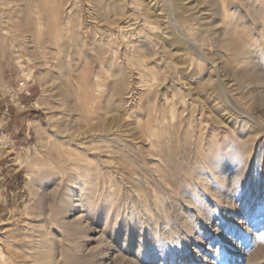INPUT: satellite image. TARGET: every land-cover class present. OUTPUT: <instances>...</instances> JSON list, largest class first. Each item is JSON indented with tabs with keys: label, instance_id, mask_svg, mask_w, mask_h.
Listing matches in <instances>:
<instances>
[{
	"label": "rangeland",
	"instance_id": "374dc122",
	"mask_svg": "<svg viewBox=\"0 0 264 264\" xmlns=\"http://www.w3.org/2000/svg\"><path fill=\"white\" fill-rule=\"evenodd\" d=\"M0 243L264 264V0H0Z\"/></svg>",
	"mask_w": 264,
	"mask_h": 264
},
{
	"label": "bare ground",
	"instance_id": "6f19581e",
	"mask_svg": "<svg viewBox=\"0 0 264 264\" xmlns=\"http://www.w3.org/2000/svg\"><path fill=\"white\" fill-rule=\"evenodd\" d=\"M34 3V2H33ZM32 3V4H33ZM25 6V5H24ZM63 6V5H62ZM26 10V9H25ZM36 14H38V13H36ZM54 22V21H53ZM48 23V22H47ZM55 23V22H54ZM51 24V23H50ZM34 25H36V24H34ZM38 25L39 26H41L40 25V23H38ZM47 25V24H46ZM45 25V26H46ZM52 26V25H51ZM57 26V25H56ZM66 27V26H65ZM151 27H152V25H151ZM27 28V27H26ZM53 28H54V25H53ZM37 29V28H36ZM48 29V28H47ZM50 29V28H49ZM52 29V28H51ZM178 29V28H177ZM58 30V29H57ZM154 30V29H153ZM179 30V29H178ZM53 31V30H52ZM66 31V30H65ZM56 32V31H55ZM52 35V34H51ZM54 35H56V34H54ZM181 35L186 39V41H188V37L187 36H185V34L183 33V32H181ZM189 42V41H188ZM140 48V47H139ZM137 49V48H136ZM136 49H134V54H135V50ZM246 49V48H245ZM141 50V49H140ZM78 51H79V49H78ZM140 52V51H139ZM115 53V52H114ZM114 53H112V54H114ZM136 53L137 54H135L136 56H135V58L134 59H131V65H132V67L138 72V74H140V75H142L141 77H144V79H145V84L147 83V84H149L150 86L153 84V82L156 80V76H154L153 74H151V73H147V72H145V67H144V64H143V62H144V60L148 57L147 55H145V54H141V53H138L137 51H136ZM98 57V56H97ZM112 57H113V60H115V61H118L117 59H118V56L116 55V54H114V55H112ZM202 57H204V59L206 60V57L205 56H203L202 55ZM130 59V58H129ZM127 60H128V58H127ZM113 62V61H112ZM130 67V66H129ZM85 73V72H84ZM120 76H121V74H120ZM129 76V75H128ZM99 78V77H98ZM123 78V77H122ZM97 79V78H96ZM95 79V80H96ZM121 79V78H120ZM97 80H99V79H97ZM115 80V79H114ZM122 80V79H121ZM143 81V80H142ZM99 82V81H98ZM97 83V82H96ZM97 86V91H100L98 88H99V84H97L96 85ZM116 86V85H115ZM121 86H123L122 84H119V87H121ZM100 88H102V87H100ZM118 89V88H117ZM148 89V88H147ZM90 91V90H89ZM130 92V91H129ZM132 98V97H131ZM93 101V100H92ZM173 109V108H172ZM172 109H169V114H170V117H171V119H174V116H175V114H174V110H172ZM176 113V112H175ZM174 126V125H173ZM155 129V128H154ZM166 130V129H165ZM164 131V130H163ZM156 134H157V131L155 132V130L152 132V135H154V136H156ZM161 137V136H160ZM161 139V138H160ZM205 156V155H204ZM86 170V169H85ZM86 172V171H85ZM90 172V171H89ZM85 178H83V180H84ZM90 179H91V177H90ZM82 180V184H85V182ZM204 180V179H203ZM206 180V179H205ZM204 180V181H205ZM79 187H81V185L79 186ZM79 187H77V188H79ZM80 189V188H79ZM82 190V189H81ZM87 190H88V188H87ZM83 192H84V190H82ZM85 191H86V189H85ZM80 194V193H79ZM82 200H80L81 202H80V204H82V203H84L85 202V199L83 200V197H80ZM79 198V199H80ZM143 198V197H142ZM82 201H84V202H82ZM1 244V243H0ZM7 245V244H6ZM17 258H19V253H18V255L17 254H15L14 252H12L11 250H9V251H5L2 247H0V264H21V263H18L17 262ZM43 264H47V262L45 261H43Z\"/></svg>",
	"mask_w": 264,
	"mask_h": 264
}]
</instances>
